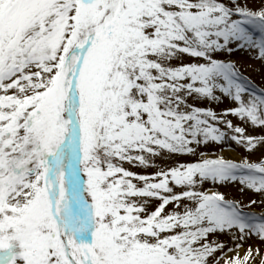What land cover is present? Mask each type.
I'll return each mask as SVG.
<instances>
[{
	"label": "snow or ice",
	"instance_id": "obj_1",
	"mask_svg": "<svg viewBox=\"0 0 264 264\" xmlns=\"http://www.w3.org/2000/svg\"><path fill=\"white\" fill-rule=\"evenodd\" d=\"M245 50L264 61V0H0V264H264L208 240L264 242L257 201L197 190L238 183L264 203V158L121 166L264 145L223 119L264 128V91L230 58ZM216 90L237 106L188 102Z\"/></svg>",
	"mask_w": 264,
	"mask_h": 264
},
{
	"label": "rangeland",
	"instance_id": "obj_2",
	"mask_svg": "<svg viewBox=\"0 0 264 264\" xmlns=\"http://www.w3.org/2000/svg\"><path fill=\"white\" fill-rule=\"evenodd\" d=\"M252 6V5H249ZM259 53L256 50H245V51H239L234 52L233 55L230 57L233 61H235L240 69V71L243 73L245 77H247L251 84L254 85V90L257 93H260L264 91V61H261L259 58ZM220 59H223V56L218 57ZM184 62H189L188 58H184ZM172 66H176L180 63L178 60H173L170 62ZM215 95L220 97L219 101H208L207 99L203 100H196L193 101L191 98L189 99V103H194L197 107L202 108H211L214 110L218 116H220L225 109L236 107L234 101L230 100L228 97L224 96L222 93H220L218 90L215 91ZM245 100H247V96L244 97ZM187 110V109H185ZM224 120L231 121L234 126H241L244 127L246 130V133L248 135L253 136H259L264 135V128L260 127H253L250 123L242 121L240 118L234 116V115H226L223 116ZM221 130L228 132V129L225 127L224 124H218L217 125ZM231 145V146H229ZM223 149H228L231 152H234L238 155V159H235V161L239 162L242 158H247L250 162H259L262 158H264V145H260L256 148L255 151L249 153L246 152L243 148H240L236 146L232 142L224 143V144H215L210 143L207 147L200 146L197 149V155H172V156H165V157H154L151 158L157 167H143L140 166L137 162L128 163L123 162L122 167H124L126 170L141 174V175H150L158 170V167H171L175 166L176 164H186L198 161L200 159L199 153L204 152L207 153L209 158H215V156H223L225 159L227 157L223 154ZM134 154H142V153H134ZM215 154V156L213 155ZM133 183L136 184L138 187L142 186V182L139 180H136L133 178ZM173 186V185H170ZM175 191H180L181 189L175 188ZM239 184L238 183H228L226 185H213L211 182H205L200 188L197 190L200 191H220L222 193L226 194V198L230 199H236L238 200L242 205H247L250 200H256L257 203L253 204L250 208L245 207V211H251L256 214H264V203H261L262 197L258 194H255L251 191L245 190V192L241 193L239 192ZM133 199H139V198H133ZM159 203L157 200H151L148 204V210L152 211L154 210L155 206ZM173 205L169 204L166 206V211H171L173 209ZM235 231V230H234ZM238 235V233H237ZM208 240L211 242L212 240L217 241L218 243L224 244V252L226 253L227 257L231 258L233 255H235V252H228V248L235 247L236 243H240L241 247L239 249V254L242 256L245 252V250L249 246L253 247H259L264 253V242H262L259 238L255 236H248L243 241H233L231 236L227 233H216L214 235H209ZM216 256H220L221 253L218 251ZM222 264V262H221Z\"/></svg>",
	"mask_w": 264,
	"mask_h": 264
},
{
	"label": "bare ground",
	"instance_id": "obj_3",
	"mask_svg": "<svg viewBox=\"0 0 264 264\" xmlns=\"http://www.w3.org/2000/svg\"><path fill=\"white\" fill-rule=\"evenodd\" d=\"M222 152L227 157V159H232V160L238 159V155L234 152H231L228 149H223Z\"/></svg>",
	"mask_w": 264,
	"mask_h": 264
}]
</instances>
